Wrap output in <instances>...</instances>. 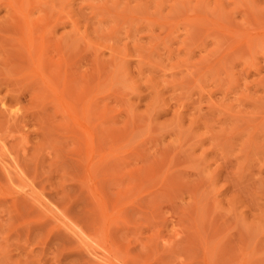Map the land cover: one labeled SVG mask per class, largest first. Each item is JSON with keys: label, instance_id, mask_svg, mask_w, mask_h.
<instances>
[{"label": "rangeland", "instance_id": "1", "mask_svg": "<svg viewBox=\"0 0 264 264\" xmlns=\"http://www.w3.org/2000/svg\"><path fill=\"white\" fill-rule=\"evenodd\" d=\"M0 141V264H264V0H0Z\"/></svg>", "mask_w": 264, "mask_h": 264}, {"label": "bare ground", "instance_id": "2", "mask_svg": "<svg viewBox=\"0 0 264 264\" xmlns=\"http://www.w3.org/2000/svg\"><path fill=\"white\" fill-rule=\"evenodd\" d=\"M20 7V6H19ZM28 22V21H26ZM29 23V22H28ZM33 40V39H32ZM32 44V43H31ZM3 103V102H1ZM3 106V105H2ZM14 113V112H12ZM13 115V114H12ZM3 138V137H2ZM1 138V139H2ZM1 142V141H0ZM4 144V143H3ZM22 148V147H21ZM24 148V147H23ZM2 149V148H1ZM6 149V148H5ZM8 149V148H7ZM3 150V149H2ZM22 150V149H21ZM10 152V151H9ZM13 156V155H12ZM9 159V158H8ZM5 160L0 158V163L3 164L2 166H5V168L8 170V171H11L13 172L14 174H18V170H17V167L14 166V165H11V166H6V163L4 162ZM7 161V160H6ZM9 162V161H8ZM4 171V170H3ZM11 175V174H10ZM19 175V174H18ZM23 175V174H22ZM17 176V175H16ZM21 177V175H20ZM20 179V178H19ZM23 179V177H22ZM28 180V179H27ZM17 181V180H16ZM19 181V180H18ZM17 181V183H18ZM21 182V181H20ZM24 182V180H23ZM16 184V183H15ZM27 184V183H26ZM14 186V185H13ZM20 185H18L17 187H19ZM29 186V185H28ZM22 189V187H21ZM32 191V190H31ZM23 192V191H22ZM24 193V192H23ZM21 194V193H20ZM33 195V194H32ZM35 195V194H34ZM31 196V195H30ZM37 198V197H36ZM35 200V199H34ZM45 208V207H44ZM45 210V209H44ZM46 211V210H45ZM44 214V213H43ZM49 215V214H48ZM54 215V214H53ZM56 216V215H55ZM57 218V217H56ZM59 216H58V220H59ZM57 220V221H58ZM60 222V220H59ZM75 226V225H74ZM71 229V231L73 232V235L79 239L80 243L82 244V246L88 251V253L94 257L96 260H98L100 263L102 264H110L109 263V260L108 259V256L106 255V251H101L100 247H96L95 245H93V242H92V239L90 237H88V235L84 234L81 229L78 230V228H73V227H69ZM71 232V233H72ZM97 262V261H96Z\"/></svg>", "mask_w": 264, "mask_h": 264}]
</instances>
